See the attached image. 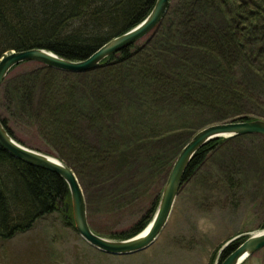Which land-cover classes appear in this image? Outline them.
<instances>
[{"label": "trees", "instance_id": "trees-1", "mask_svg": "<svg viewBox=\"0 0 264 264\" xmlns=\"http://www.w3.org/2000/svg\"><path fill=\"white\" fill-rule=\"evenodd\" d=\"M155 2L0 0V58L11 50L39 47L67 59H86L105 42L141 22ZM178 3L181 6L178 16L183 17L180 21L177 17L173 19L169 31H164L162 36L154 33L169 18L172 0L162 22L144 40L112 54L99 68L75 76L85 80L95 74L90 77L96 100L93 112L80 111L75 97L76 83L65 77L60 79L51 67L44 68V95L31 119L55 153L43 152L57 156L75 172L73 165L78 161L89 164L104 161L103 155L109 156L110 149L97 150L81 135L82 128L88 116L87 126L93 128L96 120L99 124L103 119L109 120L114 104L111 98L119 93L129 92L128 103L138 104V111L155 124L156 130L148 131L151 136L130 134L138 146L143 145V140L162 143L176 134L189 138L217 122L264 119V0H179ZM209 12L224 14L226 21L203 22L202 19L209 21L205 18ZM24 78L23 84L28 85L31 81ZM5 84L6 81L3 87ZM21 85L7 87L11 104L4 103L0 118L10 134L25 144L11 124L14 104L24 117L34 108L32 86L28 93L24 90L20 93ZM129 108L132 110L134 106ZM171 113L178 121L176 124L157 123V118ZM126 120L139 125L138 118L134 121L126 116ZM239 136L217 138L205 144L188 165L181 190L197 176L217 148ZM146 142L145 145L152 144ZM159 157L152 159L155 162ZM170 163L165 165L166 174ZM233 182L229 180L230 186ZM162 191L154 199L150 214L130 231L114 233L108 238L126 240L141 233L155 216ZM63 202L70 204L71 197L67 183L60 176L17 159L0 146V241L31 231L39 221L57 213ZM64 217L65 223L75 229L71 208ZM245 239L242 237L225 249L220 262Z\"/></svg>", "mask_w": 264, "mask_h": 264}, {"label": "rangeland", "instance_id": "rangeland-1", "mask_svg": "<svg viewBox=\"0 0 264 264\" xmlns=\"http://www.w3.org/2000/svg\"><path fill=\"white\" fill-rule=\"evenodd\" d=\"M178 2L172 0L169 18L154 34L162 36L164 31H169L173 19H182L183 16L179 17L177 12L181 7ZM205 16L209 21L202 19L203 22L226 21L220 12H209ZM44 68V64L32 61L15 67L6 77L4 87L3 83L0 88V110L4 103L7 106L11 104L8 103L11 95L7 94V87L22 84L19 92L24 90L28 93L32 86V112L24 117L18 105L14 104L11 124L27 146L54 154L53 147L31 124L32 116L37 112L35 107L44 95ZM55 70L60 79L65 77L76 83L75 97L80 111L93 112L96 100L90 77H95V74L81 80L75 76L83 72ZM23 78L31 82L23 84ZM128 99L129 92L112 97V117L103 119L100 124L96 120L94 131L92 126L88 127L90 116L82 125L84 139L95 145L97 150L109 148V156L104 154V161L99 163L78 161L73 165L82 183L91 228L106 238L114 233L130 231L150 214L152 203L163 190L180 150L193 136L188 138L184 134H176L166 137L162 143L143 140V145L138 146L130 134L137 132L151 136L148 131L152 132L156 127L153 121L149 123L145 113L138 111V104H130ZM130 105L134 106L132 110ZM126 116L134 121L138 118L140 129L137 130L139 125L128 122ZM172 117V113L167 114L165 118H157V123L161 126L165 122L176 124L177 119ZM146 141L152 144L145 145ZM158 156L160 159L154 162L152 157ZM169 162L172 163L166 174L164 168ZM229 180L234 181L233 185L230 186ZM67 204L60 203L57 213L39 221L31 231L6 242L0 241V264H216L221 248L229 240L263 231L264 136H239L217 148L197 176L182 187L167 226L157 241L143 252L115 257L91 247L65 223L64 215L70 214V209L68 212L62 209ZM244 264H264V249Z\"/></svg>", "mask_w": 264, "mask_h": 264}, {"label": "water", "instance_id": "water-1", "mask_svg": "<svg viewBox=\"0 0 264 264\" xmlns=\"http://www.w3.org/2000/svg\"><path fill=\"white\" fill-rule=\"evenodd\" d=\"M169 4L170 0H156L152 10L141 22L105 42L86 59H67L52 50L39 47L6 52L0 58V88L9 73L16 66L27 61L40 62L45 66L66 72H86L99 68L103 61L112 54L122 51L149 35L162 22ZM245 134L264 136V119L217 122L197 131L177 156L152 221L138 235L126 240H115L98 235L91 229L85 194L75 171L57 156L33 149L17 140L10 134L0 118V146L17 159L60 176L67 183L70 192L71 202L66 205V211L68 212L71 208L77 233L91 247L115 257L143 252L157 241L172 215L181 190L184 173L195 154L205 144L217 138H231ZM242 237H247V239L220 262L223 251ZM263 249L264 230L251 235H239L224 244L216 264H244Z\"/></svg>", "mask_w": 264, "mask_h": 264}]
</instances>
